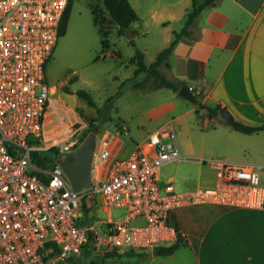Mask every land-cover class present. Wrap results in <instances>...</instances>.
Instances as JSON below:
<instances>
[{
    "label": "built area",
    "instance_id": "built-area-1",
    "mask_svg": "<svg viewBox=\"0 0 264 264\" xmlns=\"http://www.w3.org/2000/svg\"><path fill=\"white\" fill-rule=\"evenodd\" d=\"M68 3L0 0V264H69L84 249L149 252L178 240L173 213L179 207L262 208L260 170L245 162L202 158L212 182L184 191L172 181L161 185L159 169L182 160L172 123L135 143L124 157L110 143L128 134L126 124L106 131L96 151L94 142L90 186L73 190L57 160L76 149L86 126L64 122L45 78ZM50 148L58 152L54 166L31 162L32 152ZM96 196L106 206L125 208L123 219L79 225L83 206L91 209ZM136 219L142 224L130 223Z\"/></svg>",
    "mask_w": 264,
    "mask_h": 264
},
{
    "label": "crops",
    "instance_id": "crops-1",
    "mask_svg": "<svg viewBox=\"0 0 264 264\" xmlns=\"http://www.w3.org/2000/svg\"><path fill=\"white\" fill-rule=\"evenodd\" d=\"M128 1L138 14L137 0L135 4ZM158 3L162 10L167 8ZM171 6L179 11L190 8H186V0H173ZM189 29L192 35L181 38L168 58L170 67L166 77L200 90L201 103L227 109L239 123L262 124L264 0H217L214 6L200 12ZM50 88L52 95L56 88ZM171 92L176 97V92ZM192 112L197 113L196 105L189 102L179 117ZM199 113L208 118L205 110ZM210 120L215 125L208 140L188 139L179 148L182 160L178 162H189L192 172L179 176L185 183H178L177 187L175 176L165 178L168 163L159 169L160 184L172 181L174 188L184 191L212 182L213 172L200 163L208 156L257 166L264 185V131L245 134L216 118ZM123 146L122 138L110 143L112 152L118 156ZM173 218L186 245L172 255L161 256V262L155 264H264V205L251 209L194 204L177 208ZM152 251L142 253H149L153 259L159 257ZM142 253L134 252V255Z\"/></svg>",
    "mask_w": 264,
    "mask_h": 264
},
{
    "label": "rangeland",
    "instance_id": "rangeland-1",
    "mask_svg": "<svg viewBox=\"0 0 264 264\" xmlns=\"http://www.w3.org/2000/svg\"><path fill=\"white\" fill-rule=\"evenodd\" d=\"M158 1L167 5V8L162 10ZM172 1L137 0L139 20L132 23L123 34L118 33L117 26L111 22L100 0L72 1L66 32L58 38L45 68V78L49 87L56 88L51 96L64 122L74 123V128L86 126L81 132L82 140L93 126L97 127L95 151L99 137L106 131L114 132L115 127L123 121L128 134L121 136L124 146L119 152L120 157L127 155L133 142L141 141L166 123H172L179 148L188 139L208 140L212 136L211 129L215 122L199 117L201 113L192 112L186 117H179L189 102L174 97L170 89L145 90L133 87L134 82L143 78V75L134 76L135 51H142L145 63L149 65L158 52L169 44L173 33L179 32L184 25L186 10L179 11L177 7L171 6ZM132 2L135 4L134 0ZM190 3L191 0H186L187 9ZM99 27L108 33L104 49ZM160 70L164 75L168 73L164 66ZM78 90L89 92L95 105L91 106L78 97ZM50 126L46 128L50 129ZM51 134V130L47 132L48 136ZM29 140L35 142L36 139L31 137ZM188 163H170L164 170L165 178L175 176L176 186L185 183L180 181L179 176L192 173ZM86 199L89 200L88 197ZM90 203L92 208L83 216L90 223L109 218L119 221L125 215V208L106 206L100 196H96L95 201L90 200ZM130 223L142 224V221L136 219ZM161 259V256L153 259L149 253L106 256L98 251L84 249L69 264H155L160 263Z\"/></svg>",
    "mask_w": 264,
    "mask_h": 264
},
{
    "label": "trees",
    "instance_id": "trees-1",
    "mask_svg": "<svg viewBox=\"0 0 264 264\" xmlns=\"http://www.w3.org/2000/svg\"><path fill=\"white\" fill-rule=\"evenodd\" d=\"M72 1L69 0V3L66 7V10L62 16L59 31H58V38L63 36L66 32L70 10L72 6ZM101 4L104 8V10L109 15V18L112 23H114L117 26L118 33L123 34L127 30H129L130 25L138 20V16L134 10V8L131 6L130 2L128 0H100ZM217 0H191V6L186 11V14L184 15V25L182 29L179 32L173 33V38L169 42V44L164 47L162 50L158 52V54L155 57V60L147 65L144 60V54L142 51L137 49L135 51L134 56V62L136 64V68L134 70V76L143 75V78L140 81H136L133 83L134 88H140L145 90H155L159 88H168L176 92L178 88L183 84L179 81H172L169 80L164 73L160 70L161 66H164L165 68H169V62L168 58L175 47V45L179 42V40L183 37H190L192 35L191 30L189 29V26L193 23L195 18L200 14V12L207 8L212 7L216 4ZM95 19L93 20V24L95 25ZM99 35L102 36L101 39V45L103 46V49L107 45V32H103L102 28H98ZM51 57V56H50ZM48 58L45 68L47 66V63L49 62ZM77 96L84 99L89 105L93 106L95 105L92 96L89 92L85 90H78L76 92ZM197 103L196 105V112L199 113L200 110H205L207 113L208 118H216L218 111L221 108L219 105H216L214 107H210L208 105H205L201 103V96H196ZM235 130L240 131L245 134H252L259 131H264V122L260 125H246L243 123H240L237 126H232ZM83 135L81 136L80 142L82 141ZM58 154L57 150L55 148H50L43 151H34L31 153V162L35 164L36 166L40 168H49L55 165L56 161V155ZM84 214L87 213L88 209H86L83 206ZM88 220L85 218H80L78 221L79 225L87 223ZM175 225V224H174ZM176 227V226H175ZM177 229V227H176ZM178 231V229H177ZM186 245V241L184 237L179 233L178 231V240L168 246H160L155 248L156 255L159 256H169L172 255L177 249H179L182 246ZM127 255V256H134L133 252H123V253H117V252H108L105 253L106 256L109 255Z\"/></svg>",
    "mask_w": 264,
    "mask_h": 264
},
{
    "label": "water",
    "instance_id": "water-1",
    "mask_svg": "<svg viewBox=\"0 0 264 264\" xmlns=\"http://www.w3.org/2000/svg\"><path fill=\"white\" fill-rule=\"evenodd\" d=\"M176 97L187 100L192 104L197 103V98L192 93L187 84H182L176 91ZM204 118L205 115H198ZM218 122L237 126L240 123L227 109H220L217 117ZM97 134V127L93 126L81 143L73 151L67 152L62 158H58L57 163L66 174L74 191H83L90 186L91 171L93 169L92 152ZM156 254V250L152 251Z\"/></svg>",
    "mask_w": 264,
    "mask_h": 264
}]
</instances>
